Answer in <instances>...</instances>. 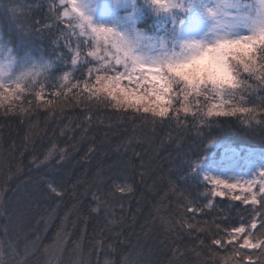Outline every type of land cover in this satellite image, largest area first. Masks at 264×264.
<instances>
[{"label": "snow or ice", "instance_id": "6c2138e0", "mask_svg": "<svg viewBox=\"0 0 264 264\" xmlns=\"http://www.w3.org/2000/svg\"><path fill=\"white\" fill-rule=\"evenodd\" d=\"M32 6L42 13L43 22L37 18L31 34L44 38L48 59L43 53L39 60L26 56L27 71H17L15 62L6 73L0 64V108L5 114L28 96L40 101L45 81L39 77L44 76L65 82L61 91L51 92L54 97L75 79L72 87L79 88L82 81L84 92L104 94L115 107L137 113L138 119L159 118L161 126L169 128L174 122L177 135L168 139L176 143L177 152L183 147L182 134L199 135L221 118L264 122V95H258L264 92V0H35ZM136 157L143 182L146 164L143 154ZM133 170L130 160L100 170L97 191L107 185L109 195L93 193L97 207L91 211L107 209L114 200L123 208V201L135 195V183H129ZM210 181L212 197L239 189L230 196L239 203L214 202L205 194L203 206L193 199L183 205L193 216L204 214V208L215 210V231L208 228L211 242L206 243L208 237L199 241L201 250H208L202 264H264V174L252 182ZM40 185L46 186L45 198L62 200L68 192L57 180L41 179L38 193ZM221 185L227 193L215 190ZM191 230L187 225L186 231ZM203 230L196 228L197 235ZM133 255L141 253L133 250L120 264H150L131 259ZM5 257L0 250V264H8Z\"/></svg>", "mask_w": 264, "mask_h": 264}, {"label": "trees", "instance_id": "16d2710c", "mask_svg": "<svg viewBox=\"0 0 264 264\" xmlns=\"http://www.w3.org/2000/svg\"><path fill=\"white\" fill-rule=\"evenodd\" d=\"M34 3L0 0V33L14 53H43L48 58L44 38L31 34L34 21L43 22ZM40 80L45 81L40 101L33 95L7 114L0 108V250L8 264H120L133 250L141 255L131 259L150 264H202L208 250H201L199 241L208 237L206 243L211 242L208 228L215 231V210L204 208V214L193 216L183 205L193 199L203 206L205 194L214 202H239L231 201V194L212 197L198 164L225 145L264 148V122L221 118L199 135L182 134L183 147L177 152L176 143L168 139L177 135L174 122L169 128L162 127L159 118L138 119L137 113L115 107L104 94L93 96L72 85L54 97L51 92L62 86L53 89L54 83ZM21 107L27 112L22 114ZM136 153L143 154L146 164L143 182L135 168L140 163ZM129 160L135 195L123 201V208L114 200L107 209L92 212L97 207L92 194L109 195L107 185L97 191V173ZM41 179L60 181L67 195L62 200L45 198L46 186L37 192ZM181 196L185 199L178 203ZM200 227L204 230L197 235Z\"/></svg>", "mask_w": 264, "mask_h": 264}, {"label": "rangeland", "instance_id": "374dc122", "mask_svg": "<svg viewBox=\"0 0 264 264\" xmlns=\"http://www.w3.org/2000/svg\"><path fill=\"white\" fill-rule=\"evenodd\" d=\"M100 2V0H97ZM111 2V0H108ZM9 50H11L9 52ZM87 51V49L85 50ZM102 54V53H101ZM32 57L39 60L41 54L34 52H25L23 54H16L13 52L12 48L5 42L0 33V64L4 66V70L7 73L9 71V66L13 65L15 62L19 65L17 71L24 69L23 61L25 57ZM15 57L16 61L13 60ZM45 57V56H44ZM45 59H48L45 57ZM88 65H85L83 69L86 71ZM38 71V69H37ZM76 76L80 75V72L75 73ZM44 76H40L42 78ZM45 78V77H44ZM47 83H54L56 85L62 86L65 82L57 83L56 80H46ZM77 81L72 79L69 86L75 85ZM126 83V82H125ZM80 88L83 89V82H80ZM198 171L201 178L210 186L211 190L213 185L210 180H220L225 183H237V182H252L258 180L261 174H264V148L255 147H234L232 145L223 146L219 153L216 155H207L198 164ZM223 186H216V191H221ZM226 193L227 189H223ZM228 194H239V189L233 190L232 193Z\"/></svg>", "mask_w": 264, "mask_h": 264}]
</instances>
